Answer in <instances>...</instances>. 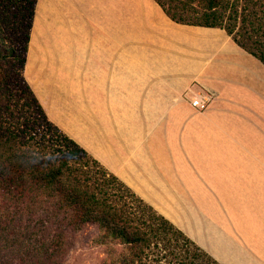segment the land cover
Instances as JSON below:
<instances>
[{"label":"crops","instance_id":"0c3cea01","mask_svg":"<svg viewBox=\"0 0 264 264\" xmlns=\"http://www.w3.org/2000/svg\"><path fill=\"white\" fill-rule=\"evenodd\" d=\"M24 77L55 126L216 261L264 264V64L225 30L155 0H37Z\"/></svg>","mask_w":264,"mask_h":264},{"label":"trees","instance_id":"16d2710c","mask_svg":"<svg viewBox=\"0 0 264 264\" xmlns=\"http://www.w3.org/2000/svg\"><path fill=\"white\" fill-rule=\"evenodd\" d=\"M155 1L178 24L225 30L264 64V27L240 12L242 0ZM36 3L22 0L13 62L0 66V253L32 250L0 264H41L48 247L61 255L68 235L89 225L108 248L104 264H220L48 119L24 77Z\"/></svg>","mask_w":264,"mask_h":264},{"label":"rangeland","instance_id":"374dc122","mask_svg":"<svg viewBox=\"0 0 264 264\" xmlns=\"http://www.w3.org/2000/svg\"><path fill=\"white\" fill-rule=\"evenodd\" d=\"M21 4L22 0H0V9H2L0 11V16L3 17L2 22L4 27H2V30L0 31V66L3 71L11 66L13 59L8 52L17 45V38L22 34L16 23V15L19 12ZM239 9L240 12H244L247 18L250 17L255 26L264 27V0H242ZM255 16L258 17V20L255 19ZM243 30L253 33L252 30L254 29L251 23H246ZM42 129L43 128L40 130ZM24 130L29 132V128L27 129L25 127ZM28 136L30 138V135ZM38 139L39 138H36V140L30 139L31 145L39 148L37 145ZM98 234L99 232L97 228L91 225L86 226L79 232L70 233L68 235V243L65 246V251L61 255H59L60 253L57 251L54 254L53 252H55V248L53 246L48 247L43 255L46 256L48 260H45L46 258L43 256L39 257L41 260L43 259L41 264H104L108 257V248L106 246L96 245L93 242ZM41 242H43V237L41 238ZM1 245L2 244L0 243V246ZM116 249L123 250L121 246H116ZM31 250L32 245H29L27 249H22L20 252L13 249L11 251L3 249L0 253V258L3 260L11 259L18 262L24 253L27 254L26 251ZM25 257L27 260L30 259L28 254ZM27 262L28 264H37L35 261L32 263L31 261Z\"/></svg>","mask_w":264,"mask_h":264},{"label":"built area","instance_id":"2783aa9c","mask_svg":"<svg viewBox=\"0 0 264 264\" xmlns=\"http://www.w3.org/2000/svg\"><path fill=\"white\" fill-rule=\"evenodd\" d=\"M213 96L210 94H200L192 99L191 103L198 111H205L212 103Z\"/></svg>","mask_w":264,"mask_h":264}]
</instances>
